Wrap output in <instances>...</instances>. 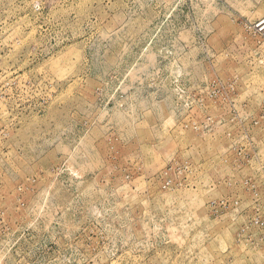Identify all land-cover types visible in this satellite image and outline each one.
Returning <instances> with one entry per match:
<instances>
[{
	"label": "rangeland",
	"instance_id": "obj_1",
	"mask_svg": "<svg viewBox=\"0 0 264 264\" xmlns=\"http://www.w3.org/2000/svg\"><path fill=\"white\" fill-rule=\"evenodd\" d=\"M264 0H0V264H264Z\"/></svg>",
	"mask_w": 264,
	"mask_h": 264
},
{
	"label": "built area",
	"instance_id": "obj_2",
	"mask_svg": "<svg viewBox=\"0 0 264 264\" xmlns=\"http://www.w3.org/2000/svg\"><path fill=\"white\" fill-rule=\"evenodd\" d=\"M256 27H257L259 30L264 29V19H263L261 22H259V23L257 24Z\"/></svg>",
	"mask_w": 264,
	"mask_h": 264
}]
</instances>
